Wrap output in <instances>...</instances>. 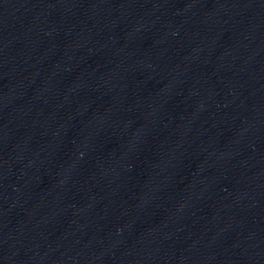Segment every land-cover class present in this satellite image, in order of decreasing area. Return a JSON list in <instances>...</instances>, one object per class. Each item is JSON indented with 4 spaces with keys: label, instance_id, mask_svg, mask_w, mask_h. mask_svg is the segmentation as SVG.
<instances>
[{
    "label": "water",
    "instance_id": "water-1",
    "mask_svg": "<svg viewBox=\"0 0 264 264\" xmlns=\"http://www.w3.org/2000/svg\"><path fill=\"white\" fill-rule=\"evenodd\" d=\"M0 264H264V0H0Z\"/></svg>",
    "mask_w": 264,
    "mask_h": 264
}]
</instances>
